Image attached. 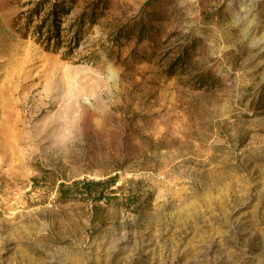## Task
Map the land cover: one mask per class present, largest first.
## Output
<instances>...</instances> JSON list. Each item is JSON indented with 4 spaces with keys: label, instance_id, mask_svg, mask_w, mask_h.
I'll return each instance as SVG.
<instances>
[{
    "label": "rangeland",
    "instance_id": "374dc122",
    "mask_svg": "<svg viewBox=\"0 0 264 264\" xmlns=\"http://www.w3.org/2000/svg\"><path fill=\"white\" fill-rule=\"evenodd\" d=\"M26 263L264 264V0H0V264Z\"/></svg>",
    "mask_w": 264,
    "mask_h": 264
},
{
    "label": "trees",
    "instance_id": "16d2710c",
    "mask_svg": "<svg viewBox=\"0 0 264 264\" xmlns=\"http://www.w3.org/2000/svg\"><path fill=\"white\" fill-rule=\"evenodd\" d=\"M114 182L115 179L108 181L75 182L73 188L80 191L85 196H91L94 200L105 201L107 197L106 193Z\"/></svg>",
    "mask_w": 264,
    "mask_h": 264
},
{
    "label": "bare ground",
    "instance_id": "6f19581e",
    "mask_svg": "<svg viewBox=\"0 0 264 264\" xmlns=\"http://www.w3.org/2000/svg\"><path fill=\"white\" fill-rule=\"evenodd\" d=\"M24 260V259H23ZM78 262V261H77ZM12 263V262H11ZM79 263V262H78ZM27 264V263H26Z\"/></svg>",
    "mask_w": 264,
    "mask_h": 264
}]
</instances>
